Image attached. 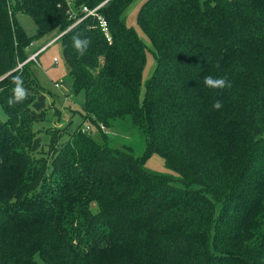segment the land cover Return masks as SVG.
<instances>
[{"label":"trees","instance_id":"1","mask_svg":"<svg viewBox=\"0 0 264 264\" xmlns=\"http://www.w3.org/2000/svg\"><path fill=\"white\" fill-rule=\"evenodd\" d=\"M104 1L109 40L94 18L70 27L63 0H0V264H264V0H146L137 24L156 68L142 99L146 46L123 16L132 0H74L75 15ZM19 13L35 39L61 41L81 96L62 128H37L52 108L34 63L17 68L32 44ZM74 36L91 41L82 57ZM14 76L28 96L9 107ZM126 117L144 133L141 157L107 142ZM151 154L177 179L146 171Z\"/></svg>","mask_w":264,"mask_h":264},{"label":"rangeland","instance_id":"2","mask_svg":"<svg viewBox=\"0 0 264 264\" xmlns=\"http://www.w3.org/2000/svg\"><path fill=\"white\" fill-rule=\"evenodd\" d=\"M145 1L146 0H132L123 14L126 26L135 31L146 46L145 65L141 76L140 99H142L144 95L145 83L152 77L156 68V59L152 52V46L137 24L138 11ZM8 2H10V0H8ZM16 16L19 25L28 38L32 40V45H30L28 49V55L48 44L57 35L55 32H49L42 38L35 39L37 28L29 15L19 13ZM54 58L57 60V63L53 62ZM31 68L39 86L49 93L46 99V105L52 108L47 114L49 121L40 123L37 128H40L43 132L53 128H62L69 120L70 114L68 111L79 108L81 96L74 97L71 92L68 66L63 55L61 41L57 40L48 45L40 53L37 58V63L32 64ZM58 110L60 111L59 114L57 113ZM4 117L5 115L0 108V121H4ZM57 118H61V121ZM79 122L80 117H77L73 122V127H76ZM86 125H89V131H91L93 137L97 141H101L102 136L97 129L86 122L83 124V128H85ZM111 126L107 131V142L109 146L120 147L124 145L130 147L136 157H141L143 155L146 149L144 133L129 117H126L124 120H118L112 127ZM42 136L45 140L44 135ZM143 167L150 173L160 174L173 179H177L178 176L175 172L167 169L163 159L156 154L147 156L144 160ZM36 260L39 264H48L38 257H36Z\"/></svg>","mask_w":264,"mask_h":264},{"label":"clouds","instance_id":"3","mask_svg":"<svg viewBox=\"0 0 264 264\" xmlns=\"http://www.w3.org/2000/svg\"><path fill=\"white\" fill-rule=\"evenodd\" d=\"M90 43L91 41L88 38H81L80 36H74L72 40V46L74 50L81 57L85 55V53L87 52ZM203 82L206 87L213 90H223L231 87V83L228 81L226 77L206 76ZM12 83H13L12 95L8 99L9 107L23 102L25 99H27L28 96V91L24 87L22 76H14L12 78ZM0 91H3V89H0ZM212 107L213 110H219L222 107L221 101L216 100L213 103ZM4 119H7V116H5Z\"/></svg>","mask_w":264,"mask_h":264},{"label":"built area","instance_id":"4","mask_svg":"<svg viewBox=\"0 0 264 264\" xmlns=\"http://www.w3.org/2000/svg\"><path fill=\"white\" fill-rule=\"evenodd\" d=\"M67 6V13L69 15V19L73 20V24L70 26H75L76 24H78L79 22H81L82 20H84L85 18H94L97 20L99 27L101 29V31L104 33V35L106 36V38L109 40L108 37V28H107V23L104 20V18L100 15L99 11L100 9L104 6V4L107 1L102 2L101 4L95 6L94 8H89L86 6H83L80 8L81 14L82 16L80 18H77L75 15V11L73 8V2L74 0H63ZM70 29V28H69ZM59 38V36L55 37L52 41H50L48 44L40 47L39 49L33 51L31 54H29V56L27 57V59L19 64L17 66V68H21L24 64L28 63V62H33V63H37V58L39 57L40 53L51 43L55 42L57 39ZM32 45V44H31ZM54 63H57V60L54 58L53 59ZM89 125H86L85 128L83 129V131H89ZM101 130H104V127L101 125L100 126Z\"/></svg>","mask_w":264,"mask_h":264},{"label":"water","instance_id":"5","mask_svg":"<svg viewBox=\"0 0 264 264\" xmlns=\"http://www.w3.org/2000/svg\"><path fill=\"white\" fill-rule=\"evenodd\" d=\"M69 30V29H68Z\"/></svg>","mask_w":264,"mask_h":264}]
</instances>
